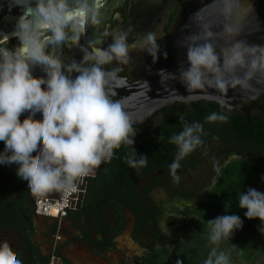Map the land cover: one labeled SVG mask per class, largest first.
I'll return each instance as SVG.
<instances>
[{
	"label": "clouds",
	"instance_id": "1",
	"mask_svg": "<svg viewBox=\"0 0 264 264\" xmlns=\"http://www.w3.org/2000/svg\"><path fill=\"white\" fill-rule=\"evenodd\" d=\"M22 4L25 10L14 32L19 45L8 47L9 39L0 43V141L4 142L0 165L15 164L16 175L34 195L52 189L74 192L77 180L94 176L122 146H133L126 159L129 167L146 166L148 157L134 148L136 121L131 118L130 98L116 97L118 89L129 86L122 73L130 64L131 51L158 61L162 50L155 33L130 43L129 32L122 31L107 47L96 46L101 41L81 46L80 60L66 61L64 50L79 45L85 23H100L92 0H23ZM253 15L250 0H212L206 9L193 13L185 25L190 31L177 41L186 49V66L175 73L161 69L162 87L179 79L189 92L215 89L227 94L231 89L255 99L264 91V44L241 38ZM163 55L167 58L166 52ZM37 69L45 75H34ZM205 119L216 122L227 117L212 112ZM202 133L203 125L193 121L169 137L176 147L169 165L173 174L181 160L203 143ZM238 207L248 220L261 222L258 230L264 234V192L248 188L239 193ZM207 224L214 246L203 264H229V255L219 244L242 229L243 220L225 214ZM0 264H22L7 241L0 242Z\"/></svg>",
	"mask_w": 264,
	"mask_h": 264
},
{
	"label": "flooded vegetation",
	"instance_id": "2",
	"mask_svg": "<svg viewBox=\"0 0 264 264\" xmlns=\"http://www.w3.org/2000/svg\"><path fill=\"white\" fill-rule=\"evenodd\" d=\"M187 1L102 0L97 10L100 23L93 25L91 41L107 47V41L122 31L129 32V41L148 32L157 34L161 27L167 31ZM80 41L82 45L84 32ZM215 104L179 103L157 113L147 129L134 127L136 137L144 131L143 138L161 141L163 131L171 136L185 122L203 125V143L181 160L175 174L169 169L175 145L157 152L152 164L136 169L126 163L131 150L126 157L115 153L87 180L80 201L63 217L41 215L36 209L40 195L21 182L16 165H0V242L7 241L22 264H203L214 246L208 240L207 221L238 215V195L248 188L264 192V139L256 140L258 122L264 125V100L249 116ZM212 112L227 119L207 122ZM237 115L251 123L248 140L233 128ZM244 221L249 230L243 224L219 244L229 255V264H255L264 258V245L255 249V227L261 222L246 217Z\"/></svg>",
	"mask_w": 264,
	"mask_h": 264
},
{
	"label": "water",
	"instance_id": "3",
	"mask_svg": "<svg viewBox=\"0 0 264 264\" xmlns=\"http://www.w3.org/2000/svg\"><path fill=\"white\" fill-rule=\"evenodd\" d=\"M23 0H0V43L6 40H14L13 47L19 45V40L14 36L16 24L20 16L24 13ZM212 0H189L181 8L175 18L173 25L169 30L160 28L157 32V43L161 48V54L156 63H153L152 57L139 50H133L130 53V64L124 69L122 75L127 76L128 88L118 89L116 99L129 97V110L134 127L150 126L152 118L160 111L166 108H173L179 103L193 102H212L227 108L237 110L249 116L250 111L264 100V91L256 96L255 99H247L240 92H234L229 89L227 94H221L215 89H204L189 92L179 82V79L168 81V87L165 89L161 85V78L158 75L161 69L170 73L177 72L179 67L186 66V49L178 46L177 41L187 35L190 29L185 28L189 23V18L193 13L200 9H206ZM102 0H92V6L97 11L101 6ZM254 7V15L251 17L252 25L249 30L241 37L250 44H264V0H250ZM247 11H251L247 9ZM258 21V27L256 22ZM93 25L85 23L84 41L82 45L71 46L70 51L64 50L66 61L71 59L80 60L82 53L80 47H91L93 45L91 38L93 34ZM108 44L111 41H107ZM134 42V41H129ZM167 53V58L163 53ZM151 69V72L148 71ZM37 77L45 74L39 69L33 73ZM147 81V84L142 82ZM27 113L21 115V121L26 118Z\"/></svg>",
	"mask_w": 264,
	"mask_h": 264
},
{
	"label": "trees",
	"instance_id": "4",
	"mask_svg": "<svg viewBox=\"0 0 264 264\" xmlns=\"http://www.w3.org/2000/svg\"><path fill=\"white\" fill-rule=\"evenodd\" d=\"M82 42V41H80ZM214 106H217L219 108V106L217 104H215ZM200 109H198V114H199ZM201 115H205L203 114V112H201ZM179 118V117H178ZM232 125L233 128L235 129L236 133L241 137V139L243 140H248L250 139V135L252 133V129H251V123H248V121L241 120L238 115L237 117H235L232 120ZM257 131L258 134L256 135V140L259 143H262V140L264 139V125L263 124H259L257 125ZM164 135L160 136L163 137V139L160 140H156L154 138V136L146 138V137H142L145 135L144 131H142V135L138 134V136L135 138V143H134V148L136 151L140 152V155L142 154L143 156L148 157V163L152 164V162L154 161V156L156 155V153L158 152L159 154H161V150L164 148H173L174 145L169 143V136H170V132L168 130H165L162 132ZM159 137V138H160ZM163 143V144H161ZM132 147H127V146H122L120 149H118L115 153L121 155V157H126V152L129 150H132ZM244 210H239L238 207V215L241 217V219L243 220V224H247L245 226L246 230L250 229V226L248 223H246L244 221ZM259 226L255 227L256 232V243H255V249H259L261 246L264 245V241L261 240V232L258 230ZM259 238V239H258ZM248 242H246L244 245H246ZM244 259L247 257V248H245L244 251Z\"/></svg>",
	"mask_w": 264,
	"mask_h": 264
},
{
	"label": "built area",
	"instance_id": "5",
	"mask_svg": "<svg viewBox=\"0 0 264 264\" xmlns=\"http://www.w3.org/2000/svg\"><path fill=\"white\" fill-rule=\"evenodd\" d=\"M103 164V163H102ZM92 175L77 180L74 192H64L55 189L40 194L36 203L37 211L47 217H63L69 208L78 203L84 194L87 180Z\"/></svg>",
	"mask_w": 264,
	"mask_h": 264
},
{
	"label": "rangeland",
	"instance_id": "6",
	"mask_svg": "<svg viewBox=\"0 0 264 264\" xmlns=\"http://www.w3.org/2000/svg\"><path fill=\"white\" fill-rule=\"evenodd\" d=\"M11 46H12V40H10L8 47H11ZM239 210H241V209L239 208ZM255 264H264V258L258 259Z\"/></svg>",
	"mask_w": 264,
	"mask_h": 264
}]
</instances>
